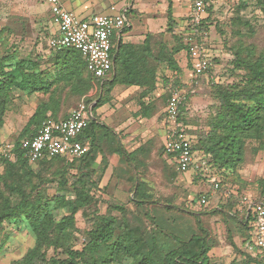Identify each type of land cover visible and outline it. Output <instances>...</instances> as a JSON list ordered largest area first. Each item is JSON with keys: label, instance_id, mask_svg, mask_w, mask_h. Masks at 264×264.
Wrapping results in <instances>:
<instances>
[{"label": "trees", "instance_id": "trees-1", "mask_svg": "<svg viewBox=\"0 0 264 264\" xmlns=\"http://www.w3.org/2000/svg\"><path fill=\"white\" fill-rule=\"evenodd\" d=\"M256 4L264 13V0H256ZM206 10H210L209 5ZM207 19L208 16L202 20L198 31L207 27ZM243 24L248 25L247 22ZM174 26L169 2L166 30L172 32ZM152 38L153 34H149L140 44H124L121 41L115 44L112 37L113 66L109 72L110 78L105 80L93 76L81 52L71 47L57 49L49 45L50 54L45 67L39 62L15 59L10 54L0 56V122H3L13 91L18 89L27 94L45 95L11 143L14 158H4L0 162V231L4 223L22 219L33 235L32 245L11 264H208L212 247L200 219L195 217L200 233L193 232L188 226V237L185 236L186 229L181 226L176 227L178 234L163 230L159 224L160 218L148 215L145 210V206L153 202V199L145 190V179L136 173L129 179L133 195L128 200L137 213H131V209L123 204H108L105 212H95L88 219L82 245L79 248L75 246V214L80 208L94 202L92 190L98 184V181L91 178L92 165L96 159L94 143L106 135L100 138L94 129L110 131L106 125L96 123L93 112L87 126L78 136L82 143L89 142L88 151L80 157L53 156L31 164L20 147V141L33 136L46 117L65 119L69 106L85 98L94 81L98 83V91L95 96L86 99L87 105L95 101L92 111L109 102L111 89L118 83L138 86L143 95L150 94L156 87L158 72L163 63L176 73L172 86L175 85L181 69L173 56L177 51L185 50L189 57V40L180 37L175 50L167 52L164 48L154 50L150 44ZM233 49L232 63L236 69L245 71L244 80L227 85L212 84L214 97L219 104L218 110L209 123V131L198 137L196 145L192 142L194 154L199 159H205L210 170L223 177L220 182L236 172L243 160L247 137L258 141L264 139V48L258 53H255L254 47L240 44ZM188 66L191 67V62ZM172 93L163 95L162 99L167 103ZM140 103L139 113L145 117L150 115L154 108L151 101ZM184 103L179 109L177 124L183 120ZM168 124L166 119L165 127ZM116 141L118 145L114 152L125 156L128 164L137 171L134 154L141 148L127 153L121 139ZM258 150V147L253 148L254 153ZM170 160L174 171L179 172L171 153ZM102 161L106 166L107 157L104 156ZM33 165H38L39 169H34ZM50 168H55L58 173L60 189L57 192L60 193L44 198L38 190L46 180L42 170ZM71 168L77 169L78 173L71 175L69 183L66 174ZM68 183L72 197H67L65 192ZM257 186L259 199L264 200V177L257 180ZM61 209H66L67 213L57 219L55 211ZM112 209L118 210L119 215L111 213ZM129 213L134 217L132 220ZM145 215L151 220V225H140L139 217L142 220ZM243 223L252 232V236H247L248 240L251 236L252 241L254 228L247 213ZM250 260L264 264V259L257 252Z\"/></svg>", "mask_w": 264, "mask_h": 264}, {"label": "rangeland", "instance_id": "rangeland-1", "mask_svg": "<svg viewBox=\"0 0 264 264\" xmlns=\"http://www.w3.org/2000/svg\"><path fill=\"white\" fill-rule=\"evenodd\" d=\"M160 1L163 5L167 3V0ZM207 2L210 8L207 11V27L199 31V36H187L186 39L189 42L196 39L204 42L210 59L209 70L198 78L197 84L191 83V67L188 66L185 57L184 62L183 59H179L182 54L180 53L178 62L180 65L183 64V67L180 68L175 85L172 86L176 73L163 63L158 72L155 89L145 95L142 89L138 91L139 93L135 95L138 97H135L133 104L134 117L138 118L137 120L141 117L137 115L140 101L145 103L151 101L154 106L151 114L145 117V122L141 123L145 124V158L141 159L138 155L135 157L137 171L125 161L118 162L115 158L107 159L104 166L102 161L104 154L95 159L91 174L92 180L98 181L97 186L92 190L95 199L92 204L80 208L75 214L76 247L82 245L88 219L95 212H105L108 204H123L131 209V213H137L134 205L128 200L133 195L129 179L136 173L145 179V190L153 199V202L145 206V210L148 211V215H156L160 218L159 224L163 230L178 234L176 227L181 226L186 229L185 236L188 237L190 234L188 226H190L193 232L200 233L195 222L197 217L207 231L208 242L212 247L208 264H256L255 261L250 260L255 257L257 250L251 241L252 232L243 223L246 209L240 201V196L243 193H251L255 198H260L257 180L264 177V139L258 141L252 137L246 138L243 160L236 172L226 176L222 182L220 180L223 177L209 167L208 172L205 173L207 177L202 178H195L192 170L185 173L175 172L170 153L165 151L162 145L166 120L164 114L166 100L162 99L163 95L173 92L174 88L184 93L185 103L181 116L183 120L178 121V128L182 129L196 145L198 137L209 131V123L219 107L212 91V84L227 85L244 80L245 71L236 69L232 63L233 48L239 44L254 47L255 53L264 48V13L256 4V0H247V2L207 0ZM162 3L159 0L132 1L133 10L126 14L129 22L128 24L126 22L128 26L126 29L136 31L143 29L145 6L151 9L153 5L162 7ZM185 5L187 6L188 2ZM141 8L142 12H134ZM177 20L182 22L179 18ZM165 21L167 17L160 15L155 22L163 24ZM244 22L248 25L243 24ZM54 31L55 27L48 17L43 0H0V56L10 54L15 59H25L30 63L39 62L45 67L50 54L48 41L54 35ZM184 56L188 58L186 53ZM163 79L167 81L164 82ZM97 91L98 83L94 81L86 97L71 104L66 112L68 113L80 102L86 103V99L95 96ZM10 96L11 100L6 106L3 122H0V147L14 141L37 103L45 98L41 93L27 94L18 89ZM142 126L139 125L141 128ZM254 147H258L257 153L253 152ZM33 168L38 170L39 166L33 165ZM77 173L78 170L75 168L68 170L66 177L69 183L72 180L71 175L75 176ZM42 174L46 180L38 191L42 197L50 198L60 189L59 176L55 168L42 170ZM211 178L217 179L218 187H214ZM69 183L65 192L67 197H72ZM202 195L206 198L205 204L200 202ZM66 213V209H61L55 211V216L58 219ZM111 213L119 215L118 210L112 209ZM131 213H129L130 220L134 218ZM139 219L140 225H151L148 216ZM249 234H251L250 240L247 239ZM32 243L33 235L24 220L4 223L0 231V264H11L24 255Z\"/></svg>", "mask_w": 264, "mask_h": 264}, {"label": "built area", "instance_id": "built-area-1", "mask_svg": "<svg viewBox=\"0 0 264 264\" xmlns=\"http://www.w3.org/2000/svg\"><path fill=\"white\" fill-rule=\"evenodd\" d=\"M50 11V21L55 27L54 35L48 41L51 47L57 49L71 47L81 52L88 71L97 78H105L113 66L112 37L125 27V17L122 14H93L87 19L77 17L64 8L60 0H43ZM191 8L187 18L189 37L199 36L198 27L207 16V0H190ZM188 54L192 68L191 83L197 84L198 78L209 68V54L204 42L198 39L189 42ZM185 101L182 91L174 89L168 98L164 109L168 127L164 140V150L172 154L173 161L179 172L192 170L195 178H202L208 172L205 159H199L192 151V141L182 129L178 128L176 118L181 105ZM89 120V105L78 103L72 108L65 119L46 117L31 137L20 141V147L31 164H36L43 158L67 156L69 158L84 155L89 145L78 140L79 134L87 126ZM12 144L0 147V162L2 159H13ZM210 181L218 187L216 178ZM247 215H250L254 228L252 244L257 253L264 259V200L255 198L251 193L240 196ZM200 202L206 203L204 195Z\"/></svg>", "mask_w": 264, "mask_h": 264}, {"label": "crops", "instance_id": "crops-1", "mask_svg": "<svg viewBox=\"0 0 264 264\" xmlns=\"http://www.w3.org/2000/svg\"><path fill=\"white\" fill-rule=\"evenodd\" d=\"M134 2V0H132ZM132 1L130 0H60L62 6L67 10L71 11L77 17L82 19H87L93 14H107V15H118L122 14L125 17V22L127 21V12L133 10ZM166 1V0H165ZM162 3V1L159 0ZM171 4V13L173 17V21L175 22V26L173 27V31L169 32L166 30L167 21L163 24H156V19L159 16L167 17V7L168 4ZM188 2L186 6L185 3ZM47 11L48 17L50 19V11L48 6L43 2ZM167 5V6H166ZM166 5L162 7H156L153 5L151 9H148L145 6V27L141 30H125L122 29L120 33H114V41L115 44L118 41H121L124 44H140L142 43L147 35L153 34V38L151 40V46L154 50L163 49L168 51H174L180 37L187 38L189 35L188 27H187V18L189 15V11L191 8L190 0H167ZM135 13L142 12V8L134 11ZM177 18L181 19L182 22H178ZM186 21V22H185ZM53 25V24H52ZM126 26V23H125ZM128 27V26H126ZM181 57L179 59H183L190 63V58H186L184 53L185 50L177 51L173 58L177 63L178 67L182 68L183 64L180 65L178 62L179 54ZM162 68V67H161ZM192 73V68H191ZM111 73L107 75L106 78H102L105 80L110 78ZM192 78V76H191ZM125 84H115L110 92V100L109 102L103 104L102 106L96 109V113L92 111V105L95 103L93 101L89 104V117L94 114V119L98 125H106L110 131H105L101 128L94 129L96 134L101 138L103 134L106 133L105 137L98 139L97 142L94 143V154L96 158L106 156L107 159L115 158L118 162L120 160L126 161V157L123 155H119L115 153V149L117 144V139H121V143H123V147L127 153L134 152L135 150L140 149V151L135 152L134 155H138L141 159L145 158V124H141L145 122L146 118L144 115H141L139 112L137 115L141 117H134L133 104L135 103V96L139 93L141 88L138 86H128ZM125 88V89H123ZM130 88V89H129ZM139 91V92H138ZM136 93V94H135ZM71 110V109H70ZM69 110V111H70ZM68 111V113H69ZM133 111V115L131 112ZM67 113V114H68ZM142 126L139 127V125ZM138 127H135L137 126ZM168 126L164 128V133L166 135V131ZM115 137V138H114ZM165 140V138H164ZM99 143V144H98ZM89 145V142H87ZM134 145V146H132ZM164 148V142H163ZM102 147V148H101ZM106 148V149H105Z\"/></svg>", "mask_w": 264, "mask_h": 264}]
</instances>
